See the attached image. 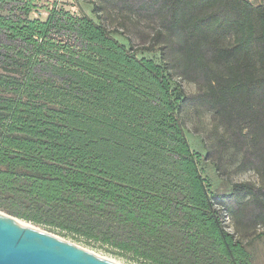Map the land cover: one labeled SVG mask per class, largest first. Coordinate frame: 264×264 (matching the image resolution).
Listing matches in <instances>:
<instances>
[{
  "label": "trees",
  "instance_id": "obj_1",
  "mask_svg": "<svg viewBox=\"0 0 264 264\" xmlns=\"http://www.w3.org/2000/svg\"><path fill=\"white\" fill-rule=\"evenodd\" d=\"M81 1L95 17L0 0V210L140 264H254L264 2ZM142 25L141 47L115 36ZM192 105L216 121L206 153L187 137ZM225 154L262 184L213 188Z\"/></svg>",
  "mask_w": 264,
  "mask_h": 264
},
{
  "label": "rangeland",
  "instance_id": "obj_2",
  "mask_svg": "<svg viewBox=\"0 0 264 264\" xmlns=\"http://www.w3.org/2000/svg\"><path fill=\"white\" fill-rule=\"evenodd\" d=\"M50 1H55V0H50ZM57 1L60 4H63L67 9L71 10L72 12L78 14H87L92 17H95V15L92 12L91 4L82 2L81 0H57ZM250 1H252L255 4L264 2V0H250ZM107 21L111 28H116L118 27V23L120 22V17L116 16ZM148 29H149L148 26L142 25L140 26V31L133 32L134 29L131 28L130 26V29L118 30L119 32H116L115 36L125 43L132 41L134 46L141 47L146 44L145 35L148 34L147 33ZM147 55L153 56V54H147ZM184 87L188 93H196L198 91L197 87L194 84L188 82H184ZM185 119H186V127H187L186 133L188 139L191 141L194 147L202 151V153H206V145L203 144L202 137L205 138V140L208 143H210V141L214 138L210 133L211 130H214L216 126V121L213 119V116L204 107L200 105H192L188 107L186 111ZM238 158L239 156L229 157L228 154H225V158L223 159L224 170L222 173L215 168L213 163L207 164L208 172L214 182L213 188L217 189L218 191H224L227 190L231 186V184L235 182H253L256 184H262V179L260 175L256 173L253 169H246V168L243 169L238 166L239 164ZM213 161L220 163V160L217 157L214 158ZM41 228L61 238H64L70 242L80 245L96 254H99L110 260H113L119 264H140L134 261H130L126 258L116 256L113 253L108 252L104 248L86 241L82 237H77L73 234L63 232L56 228H50V227H41ZM231 229H233V227H231ZM258 229L262 231L264 227L260 226V228ZM251 250L255 260L254 264H264V237L256 240Z\"/></svg>",
  "mask_w": 264,
  "mask_h": 264
},
{
  "label": "water",
  "instance_id": "obj_3",
  "mask_svg": "<svg viewBox=\"0 0 264 264\" xmlns=\"http://www.w3.org/2000/svg\"><path fill=\"white\" fill-rule=\"evenodd\" d=\"M0 264H119L0 210Z\"/></svg>",
  "mask_w": 264,
  "mask_h": 264
}]
</instances>
